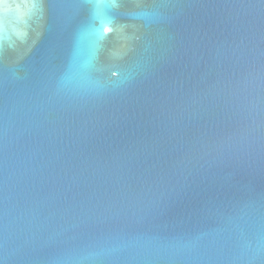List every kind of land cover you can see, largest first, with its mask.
I'll use <instances>...</instances> for the list:
<instances>
[{
  "label": "water",
  "instance_id": "1",
  "mask_svg": "<svg viewBox=\"0 0 264 264\" xmlns=\"http://www.w3.org/2000/svg\"><path fill=\"white\" fill-rule=\"evenodd\" d=\"M0 264H264V0H0Z\"/></svg>",
  "mask_w": 264,
  "mask_h": 264
}]
</instances>
